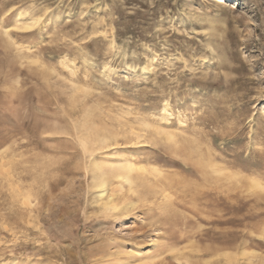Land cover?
I'll use <instances>...</instances> for the list:
<instances>
[{"label":"rangeland","instance_id":"374dc122","mask_svg":"<svg viewBox=\"0 0 264 264\" xmlns=\"http://www.w3.org/2000/svg\"><path fill=\"white\" fill-rule=\"evenodd\" d=\"M127 262L264 264V0H0V264Z\"/></svg>","mask_w":264,"mask_h":264},{"label":"bare ground","instance_id":"6f19581e","mask_svg":"<svg viewBox=\"0 0 264 264\" xmlns=\"http://www.w3.org/2000/svg\"><path fill=\"white\" fill-rule=\"evenodd\" d=\"M167 111V108H165L164 109V112H166ZM137 141H138V139H137ZM95 142V141H94ZM83 143V142H82ZM89 143V142H88ZM107 142H106V140H104V141H102V143L100 144V145H105ZM90 145V144H89ZM88 145V146H89ZM91 145H93V144H91ZM84 147H85V145H84ZM87 148V147H86ZM95 148V147H94ZM126 166V165H125ZM125 172H124V174H122V175H120L118 178L119 179H116V180H119L120 181V183H119V185H118V187H119V189L122 191L123 189H124V185L125 184H128V185H130L131 187H133V185L135 184V181H134V179H133V176H132V174H133V172L137 169V170H141V171H144V169L142 168V167H139V168H137L134 164H129L128 166H126L125 168ZM123 169V170H124ZM122 170V171H123ZM140 172V171H139ZM120 173V172H119ZM135 173H136V171H135ZM121 174V173H120ZM155 174V173H154ZM107 182H108V180H107V178L106 177H104L103 178V180H102V182H101V187L102 188H104L106 185H107ZM102 192H105V190L103 189V191ZM179 252V251H178ZM176 253V252H175ZM179 256V255H178ZM177 256V257H178ZM184 257V256H183ZM179 258V257H178ZM182 258V257H181ZM177 259V258H176ZM124 264V263H123ZM126 264H133V263H131V262H127Z\"/></svg>","mask_w":264,"mask_h":264}]
</instances>
